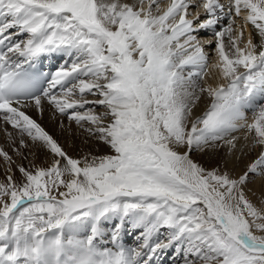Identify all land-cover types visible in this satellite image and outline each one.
I'll return each instance as SVG.
<instances>
[{"label":"bare ground","instance_id":"1","mask_svg":"<svg viewBox=\"0 0 264 264\" xmlns=\"http://www.w3.org/2000/svg\"><path fill=\"white\" fill-rule=\"evenodd\" d=\"M47 1L50 0H0V13L6 20H10L7 21L9 28L6 33L11 34L14 40L8 50V59L18 60L22 54L26 56L34 53L37 48H43L44 52L49 48L47 53L50 54L55 51L53 47H56L57 51L69 50L68 68H75L74 63L81 65L74 72L78 77L73 80L71 74L69 79L63 76L59 86H67L68 88L63 91L67 92L80 80L77 85L87 83L94 88L87 92L89 96L86 99L83 100L84 97H81L82 102H73L75 100L71 101L66 95L61 97L62 95L57 92L25 99L21 103L6 102L3 106L5 111L0 113V181L4 178L6 167L14 172L12 175L15 178L25 180L26 174L23 173L27 164L25 160L32 157L38 162L46 160L49 164H53L55 159L60 157L59 164L71 166V161L73 162L75 158L102 160L114 150L119 136L114 122L119 120L118 111L127 108L122 94L120 95L121 91L113 90L105 84L108 75L116 73L115 69L110 66L109 74L106 75L104 70L106 66L95 65L93 69L100 71L89 75L85 80L83 76L88 71V65L84 64L85 60L75 62L84 58V50L81 51L80 56L76 54L80 49L85 48L82 42L83 33L78 31V27L84 26L83 19L86 15L91 16L95 13L98 17L105 16L103 22L107 24H119L122 31V33L118 32L122 34L120 43L122 45L125 43V53H127L123 59H129L136 47L142 49L144 46L150 47L153 43L151 51L157 56L155 64L160 66L159 75L180 77L181 70L185 74L191 69H197L201 72L204 83L211 89L222 88L213 93L206 88L207 86H202L194 76H192L193 80L189 76L190 79H175V85L173 84L169 91L178 95L181 123L188 129L186 145L176 144V150L181 153L182 150L186 152L190 148L195 152L199 166L210 168L211 163L217 166L218 171L230 178L231 184L234 183L233 190L239 194L243 193L245 200L257 208L264 217V96H262L264 75H256L258 72H264V0H248V3L244 0H193L188 17L186 11L191 0H90L92 5L88 4L89 1L81 16L76 14L75 9H69L71 18L66 20L67 26L51 20L54 16L48 17L52 16V13H47L41 8L47 4ZM36 2L40 7L32 6L31 3ZM153 2L157 3L156 7L150 5ZM214 5L220 6L219 9L218 7L213 9L216 24L213 26L209 23L204 24L213 31L209 29V31L204 30L203 34H197L198 31L185 32L183 29L177 33L172 30L177 34H172V37L166 40H161L162 38L156 40L159 34L162 36V32L168 31H163L162 28H172L174 25L183 28L182 26L187 23L191 30L198 25L197 19L202 18L198 12L206 8L209 10ZM100 6L103 9L100 10ZM145 6L150 10L147 13ZM236 8H240L241 14L237 19H234L233 15L226 16L227 13H224L225 10L230 12ZM195 17H197L196 23H192ZM247 20L251 23L247 24ZM95 22H97L96 18ZM97 23L102 25L100 22ZM107 28L113 29V27ZM198 29L202 30V25L192 30ZM231 32L235 33L233 37L235 42L240 37L237 49L234 47L233 39L231 41L226 38L227 35L229 38ZM57 34L61 37L56 38ZM124 37L126 42L125 39L122 40ZM208 37L213 40L209 41ZM179 48H184L182 56L169 58V52ZM197 63H203V66L197 67ZM189 64L196 65H193L194 68L191 66L189 68ZM59 66L64 67L62 70L67 68L65 64ZM84 72L86 73L83 75ZM65 73L62 71V74ZM188 79L192 80L191 86H187ZM70 80L73 81L67 85L66 82ZM239 81L246 85H238ZM250 82H254L258 87L253 88L249 85ZM242 93H245L244 96L250 95L251 101L244 100ZM69 95L73 96V94ZM76 96L80 98L78 94ZM78 116H80L79 120L76 119ZM208 121L210 123L208 125L215 121L216 124L221 123V125L216 126L214 130L202 132L208 128L205 126ZM203 125L207 128H201ZM65 137L69 140L67 146V142H64ZM58 142L64 143L66 151L57 144ZM160 155L164 158L163 161L169 162L165 154L160 153ZM16 163H19L18 166ZM16 167H21L22 171L18 173ZM171 169L174 171L172 166ZM174 173L177 174V171L175 170ZM183 180L190 184L187 178L184 177ZM123 207L106 216L104 224L111 223L117 226L111 229V232L97 228L96 237L89 241L81 232V229L83 231L88 227L87 225L91 226L87 221L80 227L79 232L74 230L76 233L69 237L70 242H66L73 247L64 248L65 253L69 252L72 256L70 258L73 261L70 264H96V258L89 254L95 248L102 256L100 264L218 263L216 261L220 255L215 249L216 246L208 244L205 235L191 233L193 225L188 228L189 224L187 225L185 220L176 228L167 231L153 213L141 208L127 211L126 206L124 209ZM98 220V223L103 221L100 218ZM5 222V218H0V241L3 238L4 242L8 243L6 247L12 249L9 250L8 257L4 256L7 254L5 251L7 248H3V252L0 250V264H55L58 249L42 251L41 247L32 250L31 239L34 237L31 233L28 234L27 225L15 224L17 230L14 232L13 226L9 223L6 224L8 227L5 230ZM25 222L26 220L23 219L22 223ZM223 222L227 228L228 224H231L226 219ZM125 223L132 226L124 229ZM92 228L89 229L90 232L94 231ZM163 232L164 235L166 234L165 240L162 238ZM6 234L17 236L18 244L10 246ZM257 235L259 240L264 241V232ZM47 236L51 237V233L47 232ZM236 238L240 239L239 242L245 243L237 235ZM34 240L38 242L36 236ZM179 256L181 261H178Z\"/></svg>","mask_w":264,"mask_h":264},{"label":"rangeland","instance_id":"2","mask_svg":"<svg viewBox=\"0 0 264 264\" xmlns=\"http://www.w3.org/2000/svg\"><path fill=\"white\" fill-rule=\"evenodd\" d=\"M89 1L50 0L41 8L47 13H52V16L49 15L48 17L54 16L55 19L51 18V20L67 26L65 23L71 18L69 9H75L76 14L81 16L84 14L85 7L88 4L92 5V0ZM37 3L31 4L40 7ZM82 5L84 6L82 7ZM150 5L154 7L157 6V3L153 2ZM100 7V10L103 9L102 6ZM214 7L220 8L218 5H214ZM145 9L146 13L150 11L146 6ZM72 17L74 16L72 15ZM101 17L96 16L95 13L91 16L86 15L83 19L84 26L78 27V31L83 33L85 51L89 47L86 54L89 58L84 57L75 62L85 60L84 64L88 65L87 73H83V75L86 73L83 76L85 80L88 79L89 75L100 71V69H93L95 65L106 66L104 68L106 75L109 74L110 66L115 69L116 73L108 75V81L105 84L110 88L112 87L113 90H120V95L122 94L127 105V108L118 111L119 120L114 122L119 131L116 146L107 158L83 160V158L78 157L73 162L71 161V166L59 164L58 159L60 157L55 159L53 164H49L46 160L38 162L32 157V159L25 160L27 164L23 173L26 175L23 181L15 178L12 175L14 172L6 167L4 178L0 181V218H5V230H7L6 224L8 223L13 226L12 231L14 232H16L17 226L27 225L28 234L31 233L34 237L31 239L32 250H38L41 247L42 251L51 248L54 250L56 247L59 251H63L64 247H73L66 242H70L69 237L79 232L85 221L91 226L86 224L89 228L87 227L83 231L81 229V232L89 241L96 237L95 232L98 229L111 232V229H115L117 226L115 227V224L111 223L104 224V221L106 223V216L111 212L118 211L122 206H126L127 211L141 208L153 213L156 220L161 222L167 231L176 228L184 220L187 225L189 224L188 228L193 225L191 226V233L205 235L207 243L216 246L215 249L220 255L216 261L217 264H264V241L259 240L257 235L264 232L262 214L245 200L243 193L239 194L233 190L235 188L234 183L231 184V179L219 172L217 166L211 162L210 168L199 166L195 152L190 148L186 152L182 150L181 153L176 150V144L186 145L188 129L185 124L181 123V107L178 105V95L169 91L172 85H175V79L185 80L194 76L202 86H207L206 88L210 92L214 93L220 88L211 89L204 83L202 74L197 69L189 70L188 72L191 74H184L181 70L179 71L180 77L159 75L160 66L155 64L157 56L151 51L153 50L151 48L153 43L150 44V47L144 46L142 49L136 47L129 59H123V56H127L125 43L124 45L120 43L122 34H118L119 37L115 34L119 31L122 33L119 24H107L105 21L103 22L105 16ZM117 17L119 19L120 15ZM38 18L41 19V17ZM95 18L104 29L95 23ZM218 18L221 19V17ZM42 19H44L43 16ZM185 20L183 19V21ZM86 26L87 29H85ZM107 27H113V29L110 28V30ZM162 30L168 31L162 32V36L158 32L159 36L156 40L161 38V40H166L172 37V34L180 33L183 28L174 25L172 28H162ZM172 30L177 33L174 34ZM234 35L235 33L231 32L229 38L228 35L226 38L231 41L233 39L232 42L237 49L240 37L235 42ZM59 36L61 37V35H55L56 38H60ZM208 38L209 41L213 40L211 37ZM124 39L126 42L125 37L122 40ZM183 49L170 51L169 58L170 56L171 58L181 57ZM101 55L103 57H100ZM90 62H92L91 65ZM74 64H76L75 68L81 66L78 63ZM180 65L177 66L180 67ZM193 65L189 64V68H194ZM197 65V67H201L203 63H197ZM189 79L186 80L187 86H191L190 83L193 80V78L191 81ZM79 82L80 80L75 82L71 88L80 96V98L76 97L78 100L82 99L81 97H84V100L89 96L87 92H90L94 86L87 83L77 85ZM237 84L242 85L243 83L238 82ZM249 85L251 84L249 83ZM246 90L248 89L246 88ZM64 93L60 94L67 97L72 94ZM244 94L242 93V98L251 101L250 95L244 96ZM76 109L77 105L75 104ZM79 117L76 119L79 120ZM208 124H210L209 121L205 124L208 128L204 125L201 127L207 128L202 132L214 130L216 126L221 125V123L216 124V121L211 125ZM68 141V137H65L66 146L69 144ZM57 144L66 151L63 142ZM160 153L165 154L169 164L163 161L164 158ZM16 164L18 166L19 163ZM175 170L177 174L174 173ZM16 171L20 173L22 168L16 167ZM184 177L190 181V184L184 182ZM21 196L29 198L28 201L12 208L22 198ZM124 212L122 211V213ZM218 214L223 217V220L226 219L231 223L228 224V228L221 224ZM99 218L103 220L101 223H98ZM23 219L26 220L25 224L22 223ZM117 220L119 221V219ZM118 221L115 222L118 223ZM130 226L132 225L129 224L128 226L125 223L124 229L130 228ZM90 228L94 231L90 232ZM69 231L70 233H68ZM127 231L125 230V232ZM47 232L51 233V237L47 236ZM9 234H6L8 236L6 237L8 241L10 240V246L17 245L19 238L9 236ZM165 235L163 232V240H165ZM236 235L242 238L245 243L239 242L240 239L238 240ZM35 236L39 244L35 243ZM6 245L8 243H5L2 238L0 241L2 252L4 251L3 248H7ZM10 249L12 247L5 250L7 254H9ZM68 255L71 256L69 252ZM24 256L26 255L24 254ZM58 258L59 254L57 255ZM178 261H181L180 256Z\"/></svg>","mask_w":264,"mask_h":264}]
</instances>
